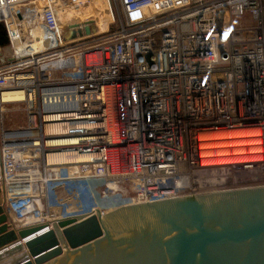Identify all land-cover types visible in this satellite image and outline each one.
Masks as SVG:
<instances>
[{
    "label": "built area",
    "instance_id": "2783aa9c",
    "mask_svg": "<svg viewBox=\"0 0 264 264\" xmlns=\"http://www.w3.org/2000/svg\"><path fill=\"white\" fill-rule=\"evenodd\" d=\"M60 1L0 0V183L14 219L51 226L264 186V0H109L115 27L69 40L88 20L62 27ZM11 91L24 97L3 101ZM9 102L34 135L6 136ZM235 128L251 132L248 152L215 155L209 135Z\"/></svg>",
    "mask_w": 264,
    "mask_h": 264
},
{
    "label": "water",
    "instance_id": "95a60500",
    "mask_svg": "<svg viewBox=\"0 0 264 264\" xmlns=\"http://www.w3.org/2000/svg\"><path fill=\"white\" fill-rule=\"evenodd\" d=\"M94 30L86 21L64 38ZM6 210L0 205V264H264V186L171 197L104 215L96 209L19 229H8Z\"/></svg>",
    "mask_w": 264,
    "mask_h": 264
},
{
    "label": "rangeland",
    "instance_id": "374dc122",
    "mask_svg": "<svg viewBox=\"0 0 264 264\" xmlns=\"http://www.w3.org/2000/svg\"><path fill=\"white\" fill-rule=\"evenodd\" d=\"M105 1L106 0H92V1L90 0V4H88V7L84 8L83 11L79 13H72L71 10H69V6L67 7L66 2L61 0L59 4H60V10H61L62 27H65V28L68 27L67 23L69 21L88 20L91 22V25L95 27L94 31H100L99 28L101 27H103L102 30H106L107 28L109 29L114 28L115 25L114 23L111 22V17L109 16ZM99 6L101 8L95 9L96 7H99ZM114 6H112V8H114ZM0 31L2 35L3 33H5L4 28ZM7 99L8 98L5 97L4 101ZM22 107H23L22 102L21 103H17V102L5 103V108H4L5 111L2 114V120H3L2 124L4 126L5 131L6 130L8 132L9 131H22L28 127L29 123H28L27 115L25 113V110L22 109ZM26 132L27 131L22 132V133L21 132L12 133L15 136H8V137L10 138L20 137L22 136V134H26Z\"/></svg>",
    "mask_w": 264,
    "mask_h": 264
},
{
    "label": "bare ground",
    "instance_id": "6f19581e",
    "mask_svg": "<svg viewBox=\"0 0 264 264\" xmlns=\"http://www.w3.org/2000/svg\"><path fill=\"white\" fill-rule=\"evenodd\" d=\"M109 16L111 17L110 14V9H109V0L105 1ZM104 4V2H103ZM103 7V5H102ZM101 8L96 7L95 9ZM100 31L103 29V27L99 28ZM4 35V34H3ZM3 35H0V41L2 40ZM7 37V35H6ZM35 45V44H34ZM23 93V91H11V92H5V93ZM54 92H57L60 97L64 92L61 89H54ZM4 93V95H5ZM44 95L47 96L50 94V91L44 90L43 91ZM3 95V97H4ZM24 95V93H23ZM2 97V99H3ZM24 97V96H23ZM22 97V98H23ZM21 98V99H22ZM65 101L67 100V97L65 96ZM4 101V99H3ZM8 101V100H5ZM10 101H19V100H10ZM67 102V101H66ZM62 106H55L54 108H68V105H65V103H61ZM44 108H50L48 105H45ZM70 108V106H69ZM7 136H15L12 133H7ZM26 135H34L33 131H27ZM251 135V132L246 130V129H241V128H235V130H220L217 132H213L209 135V138H212L214 141L211 143V145L216 148L217 151L214 152L215 155H226V154H231V155H236V154H241V153H246L248 150L244 148L246 145L252 144L250 140H248V136ZM18 136V135H17ZM20 136V135H19ZM63 157V156H60ZM55 159V158H54Z\"/></svg>",
    "mask_w": 264,
    "mask_h": 264
},
{
    "label": "crops",
    "instance_id": "0c3cea01",
    "mask_svg": "<svg viewBox=\"0 0 264 264\" xmlns=\"http://www.w3.org/2000/svg\"><path fill=\"white\" fill-rule=\"evenodd\" d=\"M2 29L3 28H0V30H2ZM0 47H1L0 61L4 62L5 60H7V59H9L11 57V48L7 44L6 34L3 35L2 40L0 41ZM1 59H3V60H1ZM23 96L24 95H23L22 92L21 93H18V92H16V93H5L3 99H5V97H6V98H8L7 99L8 101H10V100H21V98ZM0 161H1V159H0ZM0 205H4V207H6V197H5L4 192H2V190H1V183H0ZM7 214L9 215V219H10L9 222L12 224L11 225L10 223H8V225H9L8 229H10L11 227L19 229V228H23L24 226H30V225H36L37 224V223H33V222L29 221V220L17 221L16 219L13 218V216L9 212H7ZM17 241L24 242L22 240H18V238H17ZM3 250H4V248H0V252L3 251Z\"/></svg>",
    "mask_w": 264,
    "mask_h": 264
}]
</instances>
